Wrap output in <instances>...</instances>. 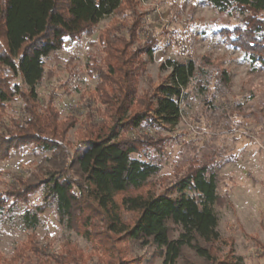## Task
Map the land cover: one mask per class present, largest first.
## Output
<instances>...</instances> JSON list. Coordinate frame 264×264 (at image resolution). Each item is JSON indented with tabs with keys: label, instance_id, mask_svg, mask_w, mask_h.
I'll use <instances>...</instances> for the list:
<instances>
[{
	"label": "rangeland",
	"instance_id": "1",
	"mask_svg": "<svg viewBox=\"0 0 264 264\" xmlns=\"http://www.w3.org/2000/svg\"><path fill=\"white\" fill-rule=\"evenodd\" d=\"M119 9L99 20L90 29L92 35L81 33L74 40L66 39L62 48L44 60L45 74L36 92L44 102L53 96L58 132L48 130L42 136L60 145L61 152H42L35 143H28L0 159V198L6 203L0 213V264H37L68 249L74 250L75 256L80 252L79 264L107 260L108 264H164L154 244L118 235H110L111 248L104 252L82 232V217L71 226L60 223L53 199L42 184H35L50 167L49 157L64 164L66 177H76L68 163L81 141L90 136L84 106L96 91L97 78L89 74L88 63L104 58L102 41L115 25L132 28L134 37L126 39V47L133 51L134 63L142 61L134 83L132 111L143 108L137 97L150 93L166 78L169 68L162 67L166 59H190L195 65L176 125L142 124L122 132L141 141L139 156L159 167L142 188L126 193L169 190L192 167L206 166L216 178L219 239L200 241L211 259L183 247L175 264H220L236 256L239 264H264V62H251L227 38V29L240 23V15L218 11L204 0H123ZM259 15L264 17V12ZM153 44L149 58L144 49ZM21 104L19 96L7 101L0 125L11 126ZM95 106L103 108L99 103ZM36 109L44 112L40 102ZM106 124L110 125L108 119ZM16 177L37 185L26 201L5 198ZM37 207L41 209L39 220L32 228L25 214ZM121 214L128 224L135 217L125 210ZM177 235L175 226L171 237Z\"/></svg>",
	"mask_w": 264,
	"mask_h": 264
},
{
	"label": "trees",
	"instance_id": "2",
	"mask_svg": "<svg viewBox=\"0 0 264 264\" xmlns=\"http://www.w3.org/2000/svg\"><path fill=\"white\" fill-rule=\"evenodd\" d=\"M122 1L0 0V114H4L7 101L16 96L23 100V105L18 106L19 116L11 118L12 125H0V159L28 143H35L42 152L55 155L61 152L60 145L42 136L48 130L52 134L58 132L53 96L49 95L44 102L36 92L45 74L44 60L62 48L66 39L74 40L81 33L92 35L90 29L103 17L120 10ZM204 1L218 11L240 15V23L227 29V38L251 62H264V17L259 15L264 12V0ZM106 36L102 41L104 58L101 62L93 58L88 63L89 74L97 78L96 91L92 103L84 106L90 136L81 141L68 163L76 177H66L62 173L64 164L49 157L46 159L52 169L46 168L35 184H42L53 199L60 223L71 226L82 217V232L86 238L92 237L104 252L111 248L112 234L144 245L154 244L164 264H175L183 247L209 260L212 256L208 248L200 246V241L211 243L219 239L216 213L219 196L214 172L198 165L177 179L169 190L126 193L142 188L159 167L139 156L141 141L122 132L142 124L176 125L184 89L195 73L194 62L166 59L162 63V67L169 68L166 78L150 93L137 97L144 102L141 101L143 108L132 111L134 83L142 63H134L133 51L126 47V39L134 37V31L115 25ZM145 48L150 58L155 45ZM37 102L43 105V113L36 109ZM97 103L103 106L102 110L95 106ZM13 179L16 183L5 198L26 201L37 185H31L30 179ZM5 206V200L0 198V213ZM121 210L135 214L132 223L123 220ZM40 211L37 207L26 212L30 227L37 225ZM98 226L103 231L97 230ZM175 226L178 235L173 238L171 230ZM74 252L68 249L57 256L49 255L50 259L37 264L81 263L80 252L78 256ZM103 264H108V260ZM220 264H239V257Z\"/></svg>",
	"mask_w": 264,
	"mask_h": 264
}]
</instances>
